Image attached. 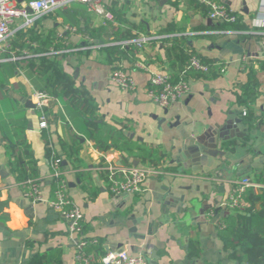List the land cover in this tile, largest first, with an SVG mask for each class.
Instances as JSON below:
<instances>
[{"label":"crops","instance_id":"crops-1","mask_svg":"<svg viewBox=\"0 0 264 264\" xmlns=\"http://www.w3.org/2000/svg\"><path fill=\"white\" fill-rule=\"evenodd\" d=\"M104 1L114 22L104 24L103 18L89 12L86 5L85 12H67L68 21L56 9L54 17L42 16L27 27H23V18L16 19L0 46V202H6L0 206V264H27L39 256L45 264H76L68 221L47 205L52 189L51 168L44 156L37 109L26 105L29 100L34 104L32 93L40 90L41 82L28 72L23 61L37 60L40 51L50 47L58 35L67 41L69 51L51 56L57 55L76 86L87 90L99 120L122 121L130 138L160 145L167 153L158 167L160 172L147 176L140 193H112L106 169L129 167L123 165L120 151L113 147L100 149L88 137L81 113L72 103L56 97L49 102L48 137L53 151L62 159L69 195L84 214L83 231L91 240L93 264H100L102 254L118 249L141 253L148 264H245L224 249L218 231L223 218L232 213L225 203L233 183L242 176L253 180L256 174L264 173V68H259V61H264V0L259 7L256 0H215L240 17L235 24L211 20L207 5L200 0ZM99 22L105 27L103 39L89 33ZM63 24L75 26L77 33L65 31ZM29 28L43 36L53 34V40L47 47L29 40L19 48L14 38L19 40V31L27 32ZM116 29L128 30L131 37L116 40ZM137 39H144L141 46ZM174 40L187 52L211 59L218 73L202 76L189 72L188 93L164 114L165 108L148 98L147 87L152 72L175 75L181 69L182 60L169 54ZM124 41L129 42L122 44ZM99 44L105 45L96 46ZM114 44L121 48L133 46L134 57L116 54L108 62L105 48ZM22 49L29 50L27 56L19 57ZM251 65L256 69L258 85L250 105L257 121L250 127L242 120L246 106L238 104L237 95L248 80ZM114 66L133 76L137 85L134 91H123L110 81ZM230 115L241 122L226 129ZM162 117L166 121L160 125L158 118ZM24 120L25 128L19 133L17 128L19 131V123ZM19 136L25 137L37 159L41 188V199L37 201L25 196L7 166L5 146ZM74 138L81 144L79 168L73 167L72 158L65 156L61 148V142L70 143ZM222 138L231 139L222 142L227 156L245 157L234 171L217 168L219 161L201 150L213 142L221 145ZM81 180L87 188L81 186ZM256 208H260V202ZM3 213L8 215L5 221ZM256 222L264 226V219L256 218ZM193 240L199 250L189 256Z\"/></svg>","mask_w":264,"mask_h":264},{"label":"trees","instance_id":"trees-1","mask_svg":"<svg viewBox=\"0 0 264 264\" xmlns=\"http://www.w3.org/2000/svg\"><path fill=\"white\" fill-rule=\"evenodd\" d=\"M16 1L18 6L23 3H27L30 0ZM85 4L74 1L71 2L67 8H59L55 12L64 17V20L68 21L65 14L70 11L85 12ZM113 11H116L113 9ZM43 17H54L53 13L45 14ZM237 21L239 16H237ZM42 17L36 20V23L40 21ZM85 18L86 22H89V18ZM234 23V24H235ZM76 25L77 22L71 23ZM105 27L101 22L92 25L89 32L96 38H102ZM116 40H122L124 38L131 37L128 30L113 31ZM19 40L14 38L18 43L15 44L19 48L23 47L26 42L33 40L41 44L43 47H47L53 40V34L50 33L43 36L41 33L32 31L30 28L27 32L19 31ZM134 47L125 45L121 48L120 45L114 44L105 48L107 52L108 62L114 60L116 54L125 55V57H134ZM172 49V50H170ZM192 52H187L183 48L182 44L176 40L173 41L171 48H169V54H173L176 59L182 60L183 68ZM65 56V54H61ZM197 55V54H196ZM117 56V55H116ZM208 67V70L204 73L196 72L197 75H209L213 76L218 73V66L209 58L197 55ZM56 56L42 55L34 59H24L23 65L27 68L28 72L35 74L41 84L38 86L40 90L49 93L50 95L58 98L59 100L68 101L77 107L80 111L81 119L86 124V131L88 137L94 141V143L102 150H107L111 147L120 151L123 165L131 166L134 160L139 163L147 164L153 169H157L166 156V151L162 146H153L138 138H130L124 130L122 121L111 123L105 120H99L96 116V105L87 90L83 87H78L75 84V80L71 75L64 72L60 62ZM259 68H264V61H259ZM194 72V71H189ZM30 77V76H29ZM258 81L256 79V69L251 65L248 71V80L243 85L241 93L237 95V102L240 105L246 106V115L242 117V120L248 126H252L256 121L253 109L250 107L253 99L256 95V87ZM26 121L19 123V131L24 130ZM42 137L44 140V156L50 165L51 159L57 157L60 159L61 168L63 169L62 159L55 154L48 137L47 129H42ZM234 147V142L230 143ZM6 157L7 166L14 173L15 180L22 185V189L25 190V182L31 179L39 183V171L37 165V159L34 156L33 150L25 139V137L19 136L16 142L6 144ZM61 148L65 153V156L72 158L73 167L79 168L81 161L78 157V151L81 148V144L78 138H74L70 143L61 142ZM82 179V177L80 176ZM253 181H257L264 184V173L256 174ZM81 186L87 188L81 180ZM53 192L54 185L51 183ZM242 203L244 204L240 208L230 209L232 213H229L223 218L224 226L218 231V235L223 242L225 250H229L231 257L245 264H264V226L257 225L256 218L264 219V185L259 187V191L248 188L240 196ZM260 202V208H256V203ZM6 202H0V206L3 207ZM6 213L2 214V221L7 219ZM91 243L87 246L89 251ZM198 244L196 241H191L189 247V256L198 254ZM27 264H45L38 258H33Z\"/></svg>","mask_w":264,"mask_h":264},{"label":"built area","instance_id":"built-area-1","mask_svg":"<svg viewBox=\"0 0 264 264\" xmlns=\"http://www.w3.org/2000/svg\"><path fill=\"white\" fill-rule=\"evenodd\" d=\"M78 1L86 5L89 12L100 15L103 23L107 21L114 22V15L107 7L104 0H30L21 6L16 4L15 0H0V46L10 35V25L18 18H23V27L30 26L36 19L48 13H53L58 8H64L71 2ZM208 7V17L219 23H235L237 14L226 4L215 0H200ZM263 4V0H260ZM262 6V5H261ZM28 8L31 10L28 11ZM64 30L69 33H77V28L69 24H63ZM90 44L93 39L86 37ZM144 39H137L139 46ZM124 41L122 44H127ZM67 41L62 35L51 43L50 47L41 50L39 55H54L66 53L69 51ZM99 44L96 46H104ZM19 57L27 56L28 49L19 51ZM15 58V57H13ZM208 70L207 65L195 54L191 53L186 65L175 75L167 71L152 72L149 76L147 95L148 98L162 108H168L170 105L184 97L189 91L188 73L189 71L204 73ZM109 78L118 88L123 91H134L137 87L133 76L119 66H114L109 73ZM35 108L38 112V126L40 129L48 127V117L46 108L49 102L55 100V97L42 90H35L32 93ZM246 115V109L241 113ZM51 174L50 181L54 188L51 197L47 200V205L53 211L64 216L68 221V232L72 239L75 249L76 264H93L95 257L87 250L91 240L83 231L84 214L81 208L75 205L69 195L68 182L61 168L60 159L53 157L50 162ZM153 172H160V169H153L147 165H133L128 168H108L105 171V177L110 192L115 194H138L142 191L147 176ZM260 184L253 181L248 176H242L235 181L227 197L225 207L228 209L240 208L244 204L241 201V194L248 188L257 189ZM24 194L32 201L41 199V188L39 183L28 179L25 182ZM224 226L223 223L220 224ZM98 262L100 264H148L146 257L141 253H131L125 249L108 251L102 254Z\"/></svg>","mask_w":264,"mask_h":264},{"label":"water","instance_id":"water-1","mask_svg":"<svg viewBox=\"0 0 264 264\" xmlns=\"http://www.w3.org/2000/svg\"><path fill=\"white\" fill-rule=\"evenodd\" d=\"M19 2H21V0H17ZM257 1V7L260 6V2L259 0H256ZM243 5H245V1L243 2ZM28 11L30 12L31 10L28 8ZM244 12L247 13V8L244 7ZM27 106L29 107H32L34 108L35 105L32 103L31 100L27 101L26 103ZM167 113V109L165 108L164 110V114ZM166 121V117H162V118H158V123L161 125L163 122ZM241 122V119H238V118H234L232 117L231 115L227 117V120H226V123L224 125V128H232V126H234V124L236 123H240ZM238 137H243V136H238ZM233 140V139H232ZM229 142L231 141L230 138H222L221 140V145H218L217 143L213 142V144L211 146H208V147H202V151L205 155L207 156H211L215 159H217L219 161V164L216 166L217 168H225L226 170H230L233 169V171L235 169H237V164L239 165L241 161L244 160V156L243 157H236L234 159L230 158L229 156L226 155V150L225 149H222V142ZM224 146V145H223ZM230 147V146H229ZM234 148L231 146V149ZM231 152H234L233 149ZM192 157V155H191ZM63 163H65V161H63ZM138 164V161L137 160H134L133 161V165H137Z\"/></svg>","mask_w":264,"mask_h":264},{"label":"rangeland","instance_id":"rangeland-1","mask_svg":"<svg viewBox=\"0 0 264 264\" xmlns=\"http://www.w3.org/2000/svg\"><path fill=\"white\" fill-rule=\"evenodd\" d=\"M92 16H94V15L92 14Z\"/></svg>","mask_w":264,"mask_h":264}]
</instances>
